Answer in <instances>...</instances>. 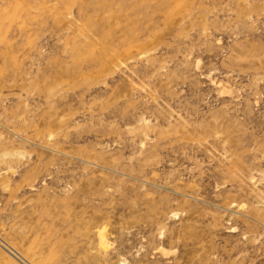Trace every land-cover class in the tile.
Returning <instances> with one entry per match:
<instances>
[{"label":"rangeland","instance_id":"obj_1","mask_svg":"<svg viewBox=\"0 0 264 264\" xmlns=\"http://www.w3.org/2000/svg\"><path fill=\"white\" fill-rule=\"evenodd\" d=\"M19 249L264 264V0H0V264Z\"/></svg>","mask_w":264,"mask_h":264},{"label":"bare ground","instance_id":"obj_2","mask_svg":"<svg viewBox=\"0 0 264 264\" xmlns=\"http://www.w3.org/2000/svg\"><path fill=\"white\" fill-rule=\"evenodd\" d=\"M104 230V229H102ZM97 241L99 243V246H101L103 249H106L107 247V244L105 243V240H104V236H103V233L102 231L101 232H98L97 234ZM25 258L31 260V262L35 263V264H38L37 261L35 260V257L33 256L32 254V251L26 249V250H23V249H19V251ZM32 263V264H33ZM44 264V263H42Z\"/></svg>","mask_w":264,"mask_h":264}]
</instances>
